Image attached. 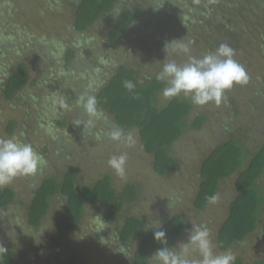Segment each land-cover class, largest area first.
<instances>
[{
    "label": "rangeland",
    "instance_id": "rangeland-1",
    "mask_svg": "<svg viewBox=\"0 0 264 264\" xmlns=\"http://www.w3.org/2000/svg\"><path fill=\"white\" fill-rule=\"evenodd\" d=\"M81 1L0 0V43L8 44L17 51L27 53L26 47L28 46L33 47L42 41L52 42L51 45L57 52L55 61H63L66 51L74 48L73 45L85 36L81 42L85 43L84 41L88 39L87 42L93 45L91 49L96 50V52L93 50L94 62L82 65L86 67V71L81 68V70L77 69L75 66H71L70 71L75 74L83 71L82 79H86L87 91L88 88L94 86L101 87L100 84L104 81L101 76L108 73L106 76L108 78V75L115 69L110 64L111 59L115 64L127 59L126 64L141 68L143 74L151 77L158 74L165 63L175 62L183 65L188 62L182 57L175 60L171 57L172 55H163L158 59L137 55L138 59H129L126 46L121 43H105L112 27L110 16L103 18L84 36L75 37L74 7L77 2ZM130 1L123 0L122 5L128 7ZM198 2L195 4L189 2L188 5L192 7V10L199 9ZM141 3L148 11H151L154 0H141ZM222 3L235 4L232 0H222L219 4L223 5ZM232 9L231 18L238 21L241 15H235L237 9ZM203 11L208 12L206 9ZM260 14L261 20L256 19V21L245 23V26H250L252 30L260 29L255 31L257 36L252 40L253 43L240 42L238 47L241 51L234 55V59L244 66L247 75L252 77L251 84L255 86L249 85L248 90L246 83L238 87L247 86V90L243 92L230 90L228 94L226 93L225 101L241 99L238 101V108L232 109L231 114L223 109L225 101L219 106L212 103L202 107L195 106L192 115L187 120L189 129L174 148V154L180 160V166L175 174L166 177L155 172L154 158L144 150L136 130L124 133L125 136L129 134L132 136L133 142L130 145L125 140L113 142L109 138V144L101 151L104 156L101 153L96 156L92 147L81 149L85 146V142L82 141L83 135L89 134L91 137H99L105 133L108 135L115 127L113 117L105 112L101 119L98 113L97 119L93 120L91 126H77L75 121L83 122L87 119L83 116L78 118L73 116L72 109L77 107L75 104L71 108V102L74 99L64 104L61 90L56 92L53 89L55 85L58 87L60 84V74L64 68L66 70V66L37 65L36 62L30 60L28 54H18L16 57L18 62H28L31 67V82L22 95L15 96L12 101H6L0 95V139L15 136L21 142L31 143L34 150L41 154L47 163L51 162L52 173L70 168L77 172L76 176L83 185H92L98 179L110 174L116 189L122 190L126 185L132 184L137 186L139 193L138 199L126 205L121 214L112 221H108L101 212L89 209L83 224L67 236L64 248L57 251L53 249L52 237L56 232L59 213L64 208L63 204L60 203V206L56 204L55 209L50 212L49 217L40 227H29L27 208L30 193L27 191L26 181L17 178L9 186L20 189L18 201L22 205L5 212L0 210V248L15 251L17 253L16 264H64L69 257L77 258L80 264H133V254L138 249L141 239L153 231L161 230L171 218L181 215L185 223V234L172 250L179 251L180 245L189 242L194 228L205 226L209 230L214 253H223L217 245V234L229 215L230 202L236 195L234 187L236 176L221 184L217 194L218 199L212 202L205 211L197 210L193 203L202 181L201 164L215 146L228 140L234 134L249 140L247 144L251 150H256L257 146L264 143V115L254 117L253 109L243 103L255 101L254 107L258 111L264 105V85L256 81L258 77L262 79L264 77L262 76L264 75V51L261 52L259 47L264 45V12ZM250 15L253 16V14ZM191 19H197V17L191 16ZM189 21L190 19L186 20L188 23ZM174 24L179 25L178 21ZM212 28L209 25V29ZM217 34L216 31H212L206 36V42L212 47L211 49L215 48L219 40ZM223 40L229 41L227 37H223L222 42ZM189 56L196 57L195 51H190L186 57L189 59ZM9 58L13 57L8 54L2 56V61L6 65L0 64V78H3L1 71L8 67L10 64L8 62H11ZM107 58L110 61L106 62ZM151 61L158 62L152 64ZM72 95L74 97L76 93ZM186 99L190 100V98ZM157 100L162 106L171 99H165L161 94ZM60 105L67 107L61 109ZM249 105L253 104L249 103ZM247 113H250L248 114L250 116H247ZM62 114L70 117L67 130L54 125ZM202 114H206L209 118L203 129L196 131L192 127L193 122L197 116ZM11 121L16 122V128L14 134L10 135L7 128ZM240 121L247 122V126L244 127ZM47 128H50V131H47ZM248 130L249 133H247ZM57 143L62 145L63 153L57 149ZM94 143L96 146L97 142ZM89 153H92V156ZM121 153L127 155L123 176L117 175L107 163L111 156ZM67 156H70V160H66ZM261 183L264 187V178ZM128 216L139 217L145 224L139 237L134 238L128 246L121 247L117 233L122 231ZM231 253L236 257L235 262L239 260L242 264L264 261V215L257 232L247 237L242 244L235 246ZM187 256L193 261L200 259L195 246L188 250ZM154 264H156L155 258Z\"/></svg>",
    "mask_w": 264,
    "mask_h": 264
},
{
    "label": "trees",
    "instance_id": "trees-1",
    "mask_svg": "<svg viewBox=\"0 0 264 264\" xmlns=\"http://www.w3.org/2000/svg\"><path fill=\"white\" fill-rule=\"evenodd\" d=\"M122 1L82 0L77 2L73 14L75 37L84 36L103 18L110 16L112 27L105 43H121L126 46L129 59L136 60L137 55L150 59L172 55L171 57L175 60L181 57L188 60L187 54L179 47L181 44H187L190 51L194 50L196 58L214 52L222 43L229 44L236 54L241 51L238 47L240 42L245 41L251 44L250 42L257 36L255 31L260 30H252L250 26H245V23L256 21V19L261 20L260 13L264 12V0H232L235 4L228 3V5L225 3V5L223 3L220 5L222 0H154L151 11L147 10L141 0H131L128 7H124ZM197 1H199L197 4L200 8L193 9V12L188 3L195 4ZM232 8L237 9L235 15H241L238 21L231 18ZM205 9L208 12L203 11ZM191 16L197 19H191ZM187 19H190L189 23L186 22ZM176 21L179 25L174 24ZM209 25L213 27L211 30ZM212 31H216L219 37L213 49L206 42V36ZM84 37L73 45L74 48L66 51L63 61H55L57 52L52 47V42L42 41L33 47L28 46L26 47L27 53L17 51L8 44L0 43V64L6 65L2 61V56L8 54L13 57L9 58L11 62H8L10 64L6 67L8 70L4 67V71H1L3 74V78H0L1 97L6 101H12L15 96L22 95L24 90L30 86L31 67L28 62H18L16 59L18 54H28L30 60L36 62L37 65L66 66V70L64 68L60 74V84L58 87L55 85L53 89L56 92L61 90L64 104L74 99L71 102V108L75 104L77 107L72 109L73 116L76 118L83 116L88 119L81 107L80 97L94 95L100 118L102 119V114L107 112L113 117L115 128H119L123 133L131 130L138 131L144 150L154 158L155 172L163 177L172 176L180 166V160L175 156L174 148L189 129L187 120L192 115L195 106L191 100L182 95L171 99L165 105H159L157 98L162 94L165 83L156 79L158 74L151 77L143 74L141 68L126 64L127 59L117 64L111 59L110 64L115 69L108 75V78H106L108 73L101 76V79L104 78L100 84L101 87L94 86L88 88L87 91L86 79H82L83 71L76 74L70 71L71 66L86 71V67L82 65L94 62V49H91L93 45L87 42L88 39L82 43ZM223 37H227L229 41L223 40L222 42ZM172 42L173 44L166 49V46ZM259 47L263 52L264 45ZM108 60L110 61L107 58L106 62ZM157 62L151 61L152 64ZM129 80L135 85L131 92L124 87V82ZM256 81L264 85V77L263 79L258 77ZM252 82V77L248 76V90L249 85L255 86L251 84ZM231 90L243 92L247 90V86L239 88L237 85ZM73 93H76L74 97ZM238 101L241 99L225 101L224 111L231 114L232 109L238 108ZM243 103L253 109L254 117L264 115V105L258 111L254 107L255 101ZM64 107L62 105L60 108L64 109ZM250 113L246 115L250 116L248 115ZM97 117L95 116L93 120ZM208 118L206 114L197 116L192 125L193 129L202 130ZM69 120V116L62 114L54 125L67 130ZM240 124L247 126V122L240 121ZM15 128L16 122L11 121L7 128L8 134H14ZM46 130L50 131V128ZM108 140L110 139L107 133L99 137L85 134L82 136L85 146L81 149L92 147L93 153L98 156L109 144ZM94 142H97L96 146ZM248 142L246 138L234 134L228 140L215 146L201 164L202 181L193 203L199 211L208 209L212 204L209 198L213 195L217 196L225 180L236 176L234 183L236 195L230 202L229 215L217 234V245L222 252L231 251L235 246L242 244L247 237L255 234L264 215V187L261 183L264 178V143L257 146L256 150H251ZM56 145L57 149L63 153L62 145L60 143ZM89 154L92 156V153ZM101 155L104 156V153L102 152ZM66 160H70V156H67ZM51 170L52 165L49 162L41 173L22 179L26 181L27 191L30 193L27 208L29 227H40L57 205L60 206L62 203L64 206L59 213L56 232L52 237L53 249L57 251L64 248L67 236L83 224L89 209L101 212L108 221H112L121 214L126 205L138 199L137 186L128 184L122 190H118L110 174L98 179L92 185H83L76 176L75 170L64 168L55 173ZM19 196L20 189L9 185L0 186V210L5 212L22 205L18 201ZM144 224L139 217H126L122 231L117 233L120 246L126 247L134 238L139 237ZM160 231L166 233L165 241H156L155 231L142 238L138 249L133 254V264H154V255L159 249H172L185 234V223L182 216L171 218ZM16 256L15 251L0 248V264H16ZM64 264H80V261L69 257ZM234 264H242V262L238 260ZM255 264H264V261Z\"/></svg>",
    "mask_w": 264,
    "mask_h": 264
},
{
    "label": "clouds",
    "instance_id": "clouds-1",
    "mask_svg": "<svg viewBox=\"0 0 264 264\" xmlns=\"http://www.w3.org/2000/svg\"><path fill=\"white\" fill-rule=\"evenodd\" d=\"M118 11V10H117ZM173 42L166 46V49ZM180 49L190 53L187 44H181ZM234 49L227 43H222L214 52L204 54L200 58L189 56L188 62L179 65L175 62L165 63L156 76L158 81L164 82L162 96L173 99L179 96L190 98L194 106H206L210 103L219 106L226 100V93L234 86L246 84L247 72L242 64L234 59ZM124 87L130 92L135 88L132 81H125ZM80 104L86 121H75L77 126L93 124L97 116V100L94 95H82ZM113 142L125 140L129 145L133 142L132 136H125L119 128H113L108 133ZM127 162L126 153L111 156L107 163L117 175L125 174ZM47 166L45 158L36 152L31 143L19 141L15 136L0 139V186L11 184L17 178H30L41 173ZM210 201L216 202L217 196L213 195ZM166 233L157 230L154 233L156 241H165ZM209 230L205 226L193 229L189 242L182 244L179 251L161 248L155 253L156 264H234L236 257L227 250L216 254L210 240ZM195 246L200 259L193 261L188 258L187 252Z\"/></svg>",
    "mask_w": 264,
    "mask_h": 264
}]
</instances>
